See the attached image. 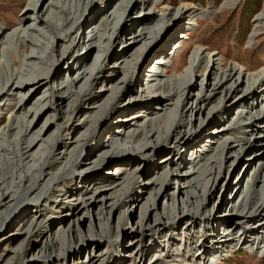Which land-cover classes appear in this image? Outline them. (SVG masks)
<instances>
[{
  "label": "bare ground",
  "instance_id": "6f19581e",
  "mask_svg": "<svg viewBox=\"0 0 264 264\" xmlns=\"http://www.w3.org/2000/svg\"><path fill=\"white\" fill-rule=\"evenodd\" d=\"M97 1L32 0L18 22L19 30L7 35L0 29V112L9 107L11 100L18 106L0 136V264H69L76 261L104 264L108 250L120 246L110 241L111 229L114 237H125L127 233L121 222L127 220L128 214L124 208L135 206L146 191L148 197L141 205L133 240L129 241L130 245L134 244L124 248L128 259L111 264H160L163 258L179 257L180 249L191 254L192 264H213L222 257L231 256L237 247L253 249L256 246L259 249L264 246V164L257 166L256 175L245 190L236 192L228 202L231 211L238 210V218H224L226 210L216 213L227 206L223 198L213 216L206 213L209 203L214 206L216 184L223 175L222 163H229L231 168L235 161L241 162V154L244 158H252L251 163L264 158L261 129L264 103H258L264 97V74L248 77L235 66L222 71V61H218L216 53L208 57L200 50L194 51L183 72L177 73L179 64L175 67V61L170 58L181 51V39L187 37L192 24H197L194 7L182 4L170 9L159 0L152 10L143 0H121L124 2L121 9L98 16L93 9ZM101 1L109 7L114 0ZM240 1L224 0L222 8L231 10ZM128 6L131 9L126 12ZM81 19L84 20L79 23ZM186 21L189 27H184ZM261 27H264V0L255 16L250 41ZM178 28L183 31L177 39L168 40ZM86 29L96 30L89 44L84 43ZM157 43L161 46H156ZM118 45L127 46L117 53ZM83 46L88 50L79 56L77 51ZM167 48L172 56L167 55ZM93 49L97 56L88 65L87 57ZM7 55L11 58L9 64L5 62ZM73 58V66L63 70L60 62L64 60L67 65V60ZM111 62L121 65V76L115 77L117 71L111 68ZM147 63L154 71L149 76L151 80L143 85L142 72ZM73 67H78L77 80L64 82V76L72 72ZM169 69L176 78L169 79ZM201 71L207 72V79L205 85L203 81L199 84L200 91L196 95L200 97L194 104L191 97L197 83L193 79ZM243 83L244 90L240 87ZM40 92L43 101L38 100L30 108L31 98ZM136 99V103L121 108L125 101ZM215 100L219 101L216 106L213 105ZM229 100L234 103H228ZM65 103L67 109L63 112L61 107ZM249 107L250 112L256 111L251 123L247 124L244 119ZM233 108H236L235 120L229 119ZM113 115L118 117L115 123L125 124L106 126ZM43 116L50 124L33 131V121ZM77 116L88 119L80 140L73 128ZM196 118H202L198 125ZM127 124L135 127L125 131L123 127ZM208 127L212 129L205 138L213 142L210 152L215 153L210 157L203 155L202 164L195 165L183 154L202 152L201 145L205 141L202 137ZM246 131L255 132V137L251 140L237 136ZM105 136L115 141L105 147L102 140ZM73 137L77 140L71 142ZM95 139L98 142L92 144ZM238 143L244 146L235 152ZM59 146L61 152L55 154L53 149ZM83 150L84 155L79 159ZM96 153L97 157L90 161ZM146 157L159 158L163 164L152 166L145 162ZM140 163L149 168L137 172ZM111 167L114 173L124 171L116 178L115 174L108 176L105 172ZM90 168L96 171L78 176L77 173ZM161 168L169 169L150 186L140 181L151 175L150 182ZM166 179V188L174 186V191L167 194L170 203L164 197L163 216L158 218L154 213L153 223L149 224L145 221L146 213L153 211L154 200ZM179 181L188 183V187L182 191ZM258 183L260 188L255 192L252 186ZM237 186L239 184L235 189ZM104 187L109 192H104ZM229 187L228 184L226 189ZM177 189L185 198L181 202L177 200ZM233 201H237V205H233ZM49 205L56 210L64 208L68 219L51 217L58 215V211L48 216L45 207ZM93 209L98 214L99 231L95 233L89 222L88 241L81 238L79 220L89 216ZM121 209L122 216L111 228V215ZM254 220L257 224L253 226ZM55 225L62 230L59 235L52 232ZM209 226L212 230L225 226L232 228L234 233L207 237ZM203 227L206 232L199 236ZM146 232H154L157 238L145 248ZM38 237L43 238L42 245L27 259L25 242ZM97 249L99 253L95 254Z\"/></svg>",
  "mask_w": 264,
  "mask_h": 264
},
{
  "label": "rangeland",
  "instance_id": "374dc122",
  "mask_svg": "<svg viewBox=\"0 0 264 264\" xmlns=\"http://www.w3.org/2000/svg\"><path fill=\"white\" fill-rule=\"evenodd\" d=\"M32 0H0V29H3L7 35H11L14 31L19 30V26H18V22L21 18H23L24 13L29 9V5L31 3ZM159 0H143V2H147V4L149 5L150 9L153 10V7L155 5V3H157ZM224 0H163L164 5L168 6L170 9H177L178 7H180L182 4H188L191 7H194L195 9V14L198 17L196 19L197 24H192V26H190V29L188 30L189 34H187V37H184L183 39H181L183 41V48H181L180 52L177 54V56L173 55L170 58V61L173 59L174 62V66L176 67L178 64V69H177V73H181L183 72L185 65H187L189 58L191 57L192 53L196 50H200L201 52H204L205 55H207L209 57V55H211L212 53H216V58L218 59L220 63V69L223 70H227L230 66H235L236 68L241 69V71H243V73H245L248 77H252V75H256L258 76V74H264V27L259 28V33L258 35L250 41L249 39V34L253 28L254 25V19L256 14L259 13V11L262 8V4H263V0H241L238 5L236 7H234L231 10H226L222 8V3ZM22 4V6H19ZM124 6V2H122L121 0H114L111 6H107L105 2L98 0L95 4L93 9L95 10L94 12L98 13L100 16L101 14L105 13V12H110L113 9H121ZM131 9L130 6H128V8L126 9V12H128ZM125 12V13H126ZM98 19V17H97ZM84 20L81 19L79 20V23ZM189 21H186V26L184 27H189L188 25ZM120 23V22H119ZM91 29V28H90ZM90 29H86L84 32V43L89 44V40L92 39V35L93 33H95L96 30L94 29L92 32ZM183 31V30H182ZM179 28L175 29V31L173 32V34L168 38V40H170L171 38H173L174 40L177 39V36H179L182 32ZM166 33L163 32L162 35H164ZM161 35V36H162ZM160 39V37H159ZM179 40V39H178ZM167 41V40H166ZM165 44V43H164ZM163 44V45H164ZM127 45H118L116 48V52L119 53L122 51L123 48H125ZM156 46H161L160 44L157 43ZM155 46V47H156ZM13 47V45L11 46ZM80 50V51H79ZM77 52L79 53V56L86 53L87 52V48L86 47H82L80 48ZM14 53V52H13ZM19 53L21 54V50L19 51ZM166 53L169 56L170 54V49H166ZM78 56V55H77ZM97 56V51L95 49H93V51H91L88 54L87 57V63L88 65H91L95 58ZM171 56V54H170ZM76 57V56H75ZM74 57V58H75ZM7 58V59H6ZM73 59L71 60H67V65H66V61L63 62L64 60H62V62H60L61 64V68H66V67H70L73 66L72 62ZM5 62L6 63H10V56L7 55V57H5ZM112 64V62H111ZM150 63H147L144 68H143V72H142V84H146L148 83L149 80H151V78L149 77L151 74H153V68L151 67V65H149ZM170 63H167V65L169 66ZM113 66V67H112ZM121 66V65H120ZM118 64H112L111 68H113L114 70L117 71V74L115 75V77H119L121 76V67ZM77 68L73 67V71L70 72L69 74H67L66 76H64L63 81H76L77 80ZM169 72V79H174L177 77V75H175L173 72H170L171 70H168ZM202 75V76H201ZM168 79V80H169ZM206 79H207V72L204 74L203 71H201V73L195 75V79H193V82L197 83V86H195V88L192 90L193 95L191 97V101L194 102V104L197 102V98L200 97V94H198V97L196 95V93L198 91H200V83L201 81H203V84L205 85L206 83ZM167 80V78L165 79ZM152 84V83H149ZM241 89L244 90V83L241 84ZM239 87V89H240ZM243 87V88H242ZM154 88V87H153ZM155 92V91H154ZM199 93V92H198ZM21 95V94H20ZM30 96L27 95L26 98H28ZM42 97V92L34 95L29 103V107L37 104L38 100H42L44 98ZM138 101V99L130 101L128 102H124L125 105L123 104L122 107L125 106H131L132 104L136 103ZM263 102L264 103V97L262 99L258 100V103ZM219 103L218 100H215L213 105H217ZM230 104H233L234 102H231V100H229ZM15 101L11 100L9 101V107L8 108H3L2 111L0 112V136L3 133V130L5 128V126L10 122V118L12 117V115L16 112L18 106H15ZM30 107V108H31ZM67 109V105L66 103L64 105H62L61 110L63 112H65ZM258 109V108H257ZM253 109V112H250V107L246 110L247 115L245 117V122L247 124L251 123V117L253 115H255ZM33 112V108L30 109L29 112V117L30 114H32ZM250 112V113H249ZM145 115V114H144ZM236 115V108H233L232 112H230L229 114V119H234ZM117 115H113L110 120L106 123V126H117V125H121V124H125L124 122H116V119L118 117H116ZM30 120V118H27ZM43 116L39 119V121L37 120V118L33 121L31 127H33V131H36V129L40 128L42 125L46 124H50V120L46 119ZM196 120V125H198L200 123V121L202 120V118L200 119H195ZM235 120V119H234ZM88 121V119L85 117L83 118L82 116H77V118H75L73 120V128H74V133L75 135L78 137L77 139L80 140L81 136L83 134H85L86 128H85V124ZM263 127L262 129V133L264 134V122H263ZM135 127V126H134ZM133 126L131 127V125L127 124L123 127V129H125V131H127L128 129H133ZM117 128H114V132H116ZM211 127H208L206 129H204V134L205 136L202 137L203 140H205L203 142V144L201 145V150L202 152L198 153L197 155L191 154V152H185V150L183 152H185L183 154L184 158H186L187 160H190L191 163L193 164H202V159L204 158V156L206 154L210 156H213L214 152H210L212 151V144L213 142L211 141H207V138H205L207 135H209L210 131H211ZM81 132V133H80ZM116 134V133H115ZM216 134V133H214ZM239 138L242 139H248L251 138V140L255 137V132H251V131H246L245 134H238L237 135ZM76 138H72L71 142H74L75 140H77ZM103 143L104 146H108L111 142H114V140H112L111 136H105L103 139ZM98 142V139L93 140L91 143L94 144ZM238 147L235 149V152H238L239 148L243 147L240 143L237 144ZM240 145V146H239ZM57 149V151H56ZM166 149H169V147H167ZM165 149V150H166ZM205 149V150H204ZM55 150V154L60 153L61 152V147L59 146V149L54 147ZM101 152V150H100ZM99 152V153H100ZM84 155V150L81 152L79 159ZM98 153L93 154L90 157V161L93 160L97 157ZM204 155V156H203ZM243 154H241L239 156V159H241V162L235 161L232 165V167L230 168L229 163H222V177L221 179L218 181V183L216 184L217 187V193H216V197L214 199V206L212 205V203H209V205L207 206V211L206 213L209 214L210 216H213V214L216 212V207L220 204V201L225 200L227 206L223 207L222 209L218 210L216 213H221L222 211L226 210L227 214L226 216H224V218H238L236 213L238 212V210H234L231 211L232 209H230V204L228 202L232 201L236 192H241V190H245V187L248 183H250L251 178L254 177L256 175V170H257V166L259 165H263L264 164V158H261V160H256L253 161L251 163L252 158H244L242 156ZM195 156V157H194ZM201 156V157H200ZM203 156V157H202ZM259 155L256 157L258 158ZM196 158V159H195ZM199 158V159H197ZM207 159V158H206ZM145 162L150 163L152 166L155 165H159L163 164V162H160L161 159L159 158H153L152 160H150L148 157L144 158ZM260 161V162H259ZM251 163V164H250ZM261 163V164H260ZM56 165V164H55ZM55 165L53 167H55ZM148 167V166H147ZM147 167H144L143 163H140V166L137 170V172H139L140 170H146ZM145 168V169H144ZM149 168V167H148ZM235 168V171H234ZM166 168L163 169H158V174L157 177L155 176V178L153 180H151L150 182H148V178L151 175H146L143 178L140 179V181H142L143 183H148V186H150L152 183L155 182L156 178H160V176L163 174H165L164 172L167 171ZM182 169V168H181ZM180 169V170H181ZM96 169L94 168H90L87 169L85 171L79 172L77 173L78 176H84L90 173L95 172ZM124 170H119V173H114V169L113 167H111V169L107 172H105L108 176L115 174V178L118 177L120 174L123 173ZM163 172V173H162ZM255 172V173H254ZM262 172V170H261ZM260 174H258V178H259V182H260ZM153 176V175H152ZM184 176V174H183ZM166 182L167 179L165 180V185H163L161 192L159 193V195L155 198L154 200V204L155 207L153 209V211H148L146 213L145 216V221H147L149 224L153 223V214L155 213L158 218L163 216V202H164V197L166 198V202L170 203V200H168L169 196H167V194L172 193L174 191V186L171 188H166ZM181 183V184H180ZM78 184V182H77ZM228 184L230 185V187L228 189H226V186H228ZM239 184V186H237V188L235 189V186ZM106 185V184H103ZM179 185L181 190H185L188 187V183L184 184V181H179ZM71 188H74V186H70ZM253 190L255 192H257L260 188V183L258 184H254L252 186ZM104 192H109L108 188H103ZM143 199H139L137 204L131 208H124V210H127V220L124 219V221L121 222V224H123V228L125 229V233H127L125 235V237L123 239H119L118 237H114L115 233L113 231L112 233V229H111V236L112 238L110 239V241L112 243H120L119 248H114L111 250H108L107 255L105 256V258H103L104 264L109 263L111 264L113 261L119 262L121 261L123 258H127L128 256H125V250L124 248H131L134 244V242L130 245L129 241L132 239L133 240V236H134V230L136 228L135 223L138 222L139 220V216L142 212L141 210V205L144 202V200L148 197V191L143 192ZM176 196H177V200L179 202H181V200H184V196H183V192L180 194H178V189L176 192ZM219 197V200L216 201ZM216 201V202H215ZM235 202V204H234ZM33 204V203H32ZM31 204V205H32ZM233 205H237V201H233ZM255 205V207L259 206ZM46 206L45 207V213H47L48 216L51 215V213L53 212H57L58 211V215L55 216H51V217H55L56 219L60 220V219H65L69 217L68 213H64L65 209H61V210H56L54 209V207H50ZM54 210V211H53ZM152 210V209H151ZM32 213H34V210L32 211ZM123 209H121L120 211H116L115 214H112L110 217V221H109V225L111 226H116L117 224V218L119 216H122ZM229 213H231L232 215H228ZM31 216V215H30ZM126 218V217H125ZM29 220L26 219L23 221L22 225H25L27 223V221ZM144 221V222H145ZM89 222L90 224H92L93 230L95 233H98L99 231V227H98V214L96 212V209H93V211L90 213L89 216H84L81 217L79 220V230L81 232V238H84L85 240L90 241V235L88 234V228H89ZM253 226L257 224L256 220H254L251 223ZM264 225V224H263ZM205 227L202 228V231H200L199 236L203 235L206 231L204 229ZM211 227L209 226L206 230L209 232H207V237H213L215 234H219V236H226L229 234L234 233L232 228H227V227H217L214 228L213 230L210 229ZM133 229V230H131ZM17 230V229H15ZM61 229L58 228L57 225H55L52 228V232L53 234L59 235L61 233ZM133 231V232H132ZM180 231V230H179ZM17 231H14V233ZM178 232V231H177ZM175 232V234L177 233ZM10 233V232H8ZM154 238H157V234L154 235L153 233H149L146 232V235L144 237L143 240V246L148 247V245H150V243L153 241ZM260 238V235L259 237ZM78 239V237H77ZM252 240V239H251ZM42 241L43 238L38 237L36 239H30L29 241H26L25 244V250H26V257L27 259L29 258V255H31L32 251H34L37 247L42 245ZM81 242V240H80ZM250 245V244H249ZM83 248L85 247V245L82 246ZM103 247V253H105L106 248ZM1 249H4V247H2ZM5 251H8V248L4 249ZM100 249H97L94 252H96L95 254L99 253ZM166 248L164 249V253H163V257ZM160 253V250L158 251ZM157 252V254H158ZM182 250L180 249V253H179V257L177 258H172V259H166L163 258L160 261V264H192L193 260H191V254L190 253H181ZM102 253V254H103ZM152 256V254H150L148 256V258H150ZM53 257V255H52ZM191 261H190V260ZM1 262V261H0ZM82 261H76V262H71L69 264H80ZM82 264V263H81ZM213 264H264V246L261 245V247L259 249H256V246L253 247V249H250L248 246H246L245 248H241L239 249L237 247V249L231 253V256H225L222 257L219 261H215Z\"/></svg>",
  "mask_w": 264,
  "mask_h": 264
}]
</instances>
